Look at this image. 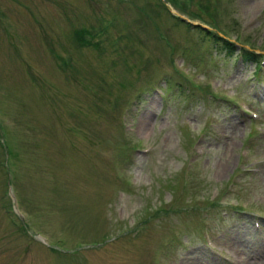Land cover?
I'll list each match as a JSON object with an SVG mask.
<instances>
[{
    "label": "rangeland",
    "instance_id": "1",
    "mask_svg": "<svg viewBox=\"0 0 264 264\" xmlns=\"http://www.w3.org/2000/svg\"><path fill=\"white\" fill-rule=\"evenodd\" d=\"M197 26L264 55V0H0V264H264V67Z\"/></svg>",
    "mask_w": 264,
    "mask_h": 264
},
{
    "label": "trees",
    "instance_id": "2",
    "mask_svg": "<svg viewBox=\"0 0 264 264\" xmlns=\"http://www.w3.org/2000/svg\"><path fill=\"white\" fill-rule=\"evenodd\" d=\"M172 16L174 17L173 14H172ZM174 18H176L175 20H177V21L183 22V19H181L177 16H175ZM187 24H190V23H186V25ZM196 28L203 30L207 35H209V38L212 39L214 43L219 44V46L222 50H225L231 54L235 52L237 45L234 42L229 41L228 39L220 36L216 32H211L209 29H204L201 26H197ZM239 52L242 55V58L245 60H249V61L254 60L256 62L260 61L259 55L254 50H251L249 48L242 46V47H240Z\"/></svg>",
    "mask_w": 264,
    "mask_h": 264
}]
</instances>
